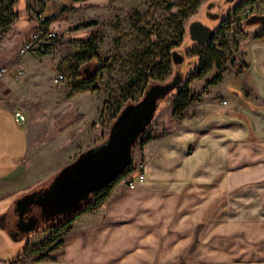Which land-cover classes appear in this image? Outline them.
<instances>
[{
  "label": "crops",
  "instance_id": "obj_1",
  "mask_svg": "<svg viewBox=\"0 0 264 264\" xmlns=\"http://www.w3.org/2000/svg\"><path fill=\"white\" fill-rule=\"evenodd\" d=\"M237 1L227 5L231 13L244 0ZM243 6L250 8L245 18L264 15V0H250ZM254 24L259 25L244 23L239 33L245 35L238 68H224L216 83H211L214 75L204 81L193 79L190 87L195 80L203 82L181 117L172 114L169 103L157 112L148 133L151 138L131 151L127 173L133 176V185H125L120 178L102 203L80 213L63 229L61 244L44 256H40L43 250H29L42 243L50 230L30 234L18 256L3 257L13 201L31 185L27 178L30 128L17 120V113L22 118L25 114L14 96L2 93L0 264H17V260L24 264H159L184 253L185 237L174 232L205 217L222 227L223 236L206 242L199 251L188 250L183 258L187 264H264V23ZM32 56L25 57L24 64ZM139 163L143 179L134 170ZM229 181L257 182L236 193L237 214L241 210L243 217L231 222L225 198ZM166 226L174 229L170 239L159 236ZM238 228L243 229L241 235H227Z\"/></svg>",
  "mask_w": 264,
  "mask_h": 264
},
{
  "label": "rangeland",
  "instance_id": "obj_2",
  "mask_svg": "<svg viewBox=\"0 0 264 264\" xmlns=\"http://www.w3.org/2000/svg\"><path fill=\"white\" fill-rule=\"evenodd\" d=\"M211 2L215 3L216 10H220L219 4L226 3L227 6L232 0H59L56 3L52 0H0V67L13 65L17 59L25 67L18 78L13 76V71L0 77V95L14 96L25 114L23 123L30 128L27 178L31 186L21 194L48 184L61 167L105 139L129 94L133 101L138 100L147 83L163 84L170 80L173 64L166 46L182 42L186 24L193 18L214 24L216 20L206 16ZM38 10L43 11L45 18L49 15L48 26L60 38L45 53L20 55L18 48L23 43L22 37L27 38L35 28L34 12ZM246 15V6L232 13L226 28L213 40L224 68H238L242 63L239 51L245 34H239L238 26ZM87 40H91L105 67L96 71L92 82L78 88L83 67L88 68L85 75H89L98 64L96 59L79 61L75 57L85 49ZM186 42L185 39L182 49ZM194 47L186 52L187 56L198 51ZM29 55H33L28 59L31 62L24 64V58ZM195 59V56L186 58L184 69ZM148 72L152 73L149 82L146 81ZM216 72L220 70L212 67L202 76L203 81ZM58 74L62 77L56 80ZM203 81L195 80L191 87L188 85L192 95ZM165 106L163 100L158 101L146 135L151 131L157 112ZM138 144L139 141L134 146ZM237 182L229 181L225 197L228 222L243 217L241 210L237 214L236 193L257 183L245 181L237 185ZM218 225L205 217L189 228L174 232V235L178 233L181 238L185 237L184 253L175 255L177 259L172 260L170 256L159 260V264H187L183 258L188 250L199 251L206 242L223 236L222 227ZM241 228L233 229L229 231L233 233L227 235H241ZM172 231L174 229L166 226L159 231V236L170 239ZM30 234L17 241L7 238L4 259L23 252Z\"/></svg>",
  "mask_w": 264,
  "mask_h": 264
},
{
  "label": "water",
  "instance_id": "obj_3",
  "mask_svg": "<svg viewBox=\"0 0 264 264\" xmlns=\"http://www.w3.org/2000/svg\"><path fill=\"white\" fill-rule=\"evenodd\" d=\"M245 23L263 24L264 15L251 14ZM193 25L191 23L190 28ZM199 28L207 32V41L211 32L206 27ZM177 56L181 59L184 57L174 51L172 59L175 64L181 61ZM180 81L181 77L178 79L174 76L162 85L147 88L138 101L126 104L120 110L105 139L86 148L77 159L61 167L48 184L16 197L12 205L16 220L9 228L10 238L17 241L34 232L39 219H54L71 213L81 201L89 197L90 192L121 174L131 162L133 145L154 117L158 101L177 89ZM16 118L21 122V114H17ZM34 206L39 208V217H25Z\"/></svg>",
  "mask_w": 264,
  "mask_h": 264
},
{
  "label": "trees",
  "instance_id": "obj_4",
  "mask_svg": "<svg viewBox=\"0 0 264 264\" xmlns=\"http://www.w3.org/2000/svg\"><path fill=\"white\" fill-rule=\"evenodd\" d=\"M245 1L248 2L250 0H244L243 2H241L234 9V11H238L241 7H243V5L245 3H247ZM231 16L232 15H227L222 20L218 29L215 31V38L220 33V31H222L226 28V26H227L226 23L228 22V20L230 19ZM45 23L48 24L46 19H45ZM176 46H178V45L171 44L170 46L168 45L165 48L166 53L169 54V59L172 61V64H173L172 53L174 52V48ZM197 53H198V57L196 60L197 63L191 69L188 70L187 77L185 78V80L181 83V85L177 89H174L172 92H170V94H168L163 99V101L165 103L171 104L172 114L174 116L181 117L183 112L185 111V109L193 101L194 95L191 94V91H190L188 84L194 78H200V77L204 76L213 67L216 70H220V72H216V74L213 76V78L211 80V83H216L221 79V74H222V71L224 70V67L221 64L220 53L215 51V47L213 45V42H210L204 48L198 49ZM75 57L79 61H91V60L96 59V62L98 63L97 67L95 69H93L89 73V75H85V73H87V71H88V68H86L85 66L83 67L84 73L82 72L79 74L81 76V80H80V83L76 86L78 88H82L83 86H85V84L87 82H92L94 80V78L96 76V71L101 67H105V63L104 62L100 63V60L97 57V54L95 53V46H93L91 40H87L85 49L82 52L76 54ZM151 78H152V73L148 72L146 74V81H148V82L151 81ZM156 84H158V83H147V86L145 87V89L151 85H156ZM94 89H96V87H94ZM138 100L133 101L132 95L129 94L126 97V102L123 104V107L126 104L134 103ZM120 110H118V113L120 112ZM156 110H157V108H156ZM118 113H116L115 118L118 115ZM148 125H150V123ZM146 132H147V128L138 137L136 142L139 141L140 144H143L146 141H148L151 138V136L146 135ZM79 154L74 158V160L78 158ZM130 166H131V163H129L127 168L121 174H119L117 177L113 178L112 180H110L106 184L98 187L95 191L90 192L89 197L87 199L81 201V203L78 204L77 207L71 213H69L65 216L60 215L54 219H48V220H40L39 219V225L34 232H38L41 230H50L51 233L42 243L31 248L29 250V252H37L39 250H45V252L43 251L40 254V256H44V254L47 251L58 247L62 242V236L65 232V230H63V229L80 213L87 211L89 209H92L95 206L102 203L105 200V198L108 196L110 190L112 189V186L123 175H125L130 170V168H131ZM32 209H33V214L35 216L39 217V212H40L39 208L34 206ZM11 220H12V223H11L10 227L13 226V222L16 220V216L13 213H11ZM34 232H32V233H34Z\"/></svg>",
  "mask_w": 264,
  "mask_h": 264
},
{
  "label": "flooded vegetation",
  "instance_id": "obj_5",
  "mask_svg": "<svg viewBox=\"0 0 264 264\" xmlns=\"http://www.w3.org/2000/svg\"><path fill=\"white\" fill-rule=\"evenodd\" d=\"M215 6H216L215 3L214 2H211V3H208L207 9L205 8L206 9V16L208 18L212 19V20H216V22L214 24L212 22L205 23L203 20H196L194 18L191 19V20H189L188 23L186 24V27H185V36H184L182 42H180V44L174 48V51H178L179 53L183 54L184 57L181 59L180 57L177 56V58L180 59L181 61L179 63H176V64L173 62L172 76H171L170 80L174 76L176 78H178V79L181 77V81H180V85H181V83L187 77L188 70L191 69L197 63L196 60H197V57H198V53H197L196 50L190 56H187V53L186 52L189 51V50H191V49H193L194 45L196 46L197 49H201V48L206 47L210 42H213V40L215 38V31L218 29V27L221 24L222 20L227 15H232L231 11L228 10V8L226 6V3H223L221 5L219 4L220 10H216L215 9ZM233 13H235V12H233ZM246 18H244L242 20V23L238 26L240 32H241V29L243 27V24L245 23ZM191 23H194V25L190 28V24ZM197 24L201 28L202 27H206L207 28V31L211 32V36H210V38L207 41H205L207 32L200 31L199 30L200 28L199 27H198L199 29L197 28ZM185 39L188 42L184 43L185 44V47L182 49L183 41ZM194 49H195V47H194ZM191 56H195L196 59L192 63H189L188 65L186 64L187 66L185 65L186 68L184 69V66H183L184 60L186 58H189L190 59ZM156 85H162V84H156ZM151 86H154V85H151ZM151 86H149V87H151ZM149 87H147V88H149ZM172 91H170V92H172ZM170 92L168 94H170ZM29 215H34L33 214V209L29 213H27L25 215V217H28Z\"/></svg>",
  "mask_w": 264,
  "mask_h": 264
},
{
  "label": "built area",
  "instance_id": "obj_6",
  "mask_svg": "<svg viewBox=\"0 0 264 264\" xmlns=\"http://www.w3.org/2000/svg\"><path fill=\"white\" fill-rule=\"evenodd\" d=\"M59 0H52L53 3L58 2ZM250 12V8H247V13ZM35 18L37 19V24L35 28L31 31L29 36L23 41V43L18 48V53L24 55L32 52H47L51 48L52 44L56 42L60 36L52 30L48 24L45 23V16L41 11L34 12ZM13 71V76L15 78L20 77L24 73V68L22 66H1L0 67V77ZM62 77L61 74L56 76V80ZM20 114V113H17ZM22 116V115H21ZM142 163H139L135 166L134 170L137 172L136 177L143 179L144 174L142 172ZM129 172V171H128ZM121 181L127 185H133V176L130 173H127L121 177ZM45 252V250H43ZM17 264H24L23 260H17Z\"/></svg>",
  "mask_w": 264,
  "mask_h": 264
},
{
  "label": "bare ground",
  "instance_id": "obj_7",
  "mask_svg": "<svg viewBox=\"0 0 264 264\" xmlns=\"http://www.w3.org/2000/svg\"><path fill=\"white\" fill-rule=\"evenodd\" d=\"M145 229H143L142 231H144ZM251 236H253V235H251ZM215 260H217V258H214ZM219 259V258H218Z\"/></svg>",
  "mask_w": 264,
  "mask_h": 264
}]
</instances>
